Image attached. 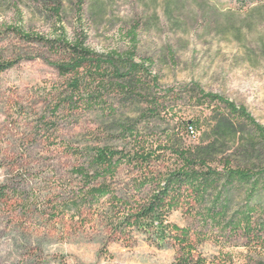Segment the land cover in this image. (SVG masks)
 Masks as SVG:
<instances>
[{
  "label": "rangeland",
  "instance_id": "rangeland-1",
  "mask_svg": "<svg viewBox=\"0 0 264 264\" xmlns=\"http://www.w3.org/2000/svg\"><path fill=\"white\" fill-rule=\"evenodd\" d=\"M78 6L95 52L135 50L136 62H153L140 77L143 97L121 94L110 85L100 107L71 108L61 101L73 76L60 75L47 59L66 56L25 40L14 29L50 36L63 24L72 35ZM17 58L0 73V184L18 186L23 199L0 209V264H173L174 249L149 243L141 232L134 231L131 245L109 238L100 213L106 203L93 214L81 209L86 216L81 220L71 205L64 215L54 213L51 205L68 195L58 182L69 190L78 182L73 168L103 146L131 152L141 146L160 154L146 170L119 167L111 180L121 191L142 174L180 166L178 149L213 148L211 164L218 168L223 160L232 166L244 163L242 146L253 128L201 91L245 106L264 126V0L244 6L235 0H0V62ZM91 70L80 71L81 93L90 94L95 85ZM148 94L157 105L145 115ZM121 124L133 133H123ZM261 160L257 165L264 163V151ZM254 204L256 218H264V187ZM191 218L180 208L170 214L181 226ZM199 249L212 255L219 245L206 240ZM225 250L233 252L236 264L248 257L243 247Z\"/></svg>",
  "mask_w": 264,
  "mask_h": 264
},
{
  "label": "trees",
  "instance_id": "trees-1",
  "mask_svg": "<svg viewBox=\"0 0 264 264\" xmlns=\"http://www.w3.org/2000/svg\"><path fill=\"white\" fill-rule=\"evenodd\" d=\"M82 1L79 0V4ZM235 1L244 6L250 0ZM55 10L59 13L58 8ZM80 11L78 6V24L72 35L63 24L50 36L14 30L25 40L41 42L51 52L66 56L60 61L47 59V62L60 75L73 76L68 84L69 91L61 100L69 107L78 108L81 104L100 107L105 102L103 91L110 85L121 94L143 97L140 77L150 71L153 62L150 59L136 62L135 50L95 52L87 43ZM55 17L61 21V14H55ZM18 61L19 58L0 62V73ZM87 67L92 68L89 78L95 83L90 94L81 93L83 87L79 79L80 71H84V75L88 73ZM106 76L115 80L106 81ZM154 85H157L156 78ZM201 92L205 99L223 103L230 113L243 118L253 128L254 133L242 146L246 156L244 163L232 166L228 160H223L218 168L211 164L213 148L197 152L178 149L175 152L181 160L180 166L163 174H142L127 190L121 191L112 186L111 180L119 167L127 165L146 170L151 160L160 154L146 151L141 146L133 152L97 147L93 156L73 168L78 179L75 185L67 190L68 184L58 182L68 195L52 202L54 213L64 215L71 205L81 220L86 217L80 215L81 209L93 214L98 211L96 206L106 203L100 213L107 220L109 238L131 245L136 241L134 231L141 232L149 243H166L172 247L173 264H236L233 252L225 250L236 247H243L248 255L242 264H264V218H256L259 208L254 204L255 197L264 187V163L257 165L255 162L261 160L264 151V126L248 113L245 106H237L216 93ZM145 98L149 105L144 114H153L157 98L150 94ZM59 106H55L56 111ZM189 123L195 125L193 120ZM120 127L123 133H133L128 125L121 124ZM19 189L18 186L0 184V209L13 200L23 199ZM179 208L192 217V222L181 226L170 220L172 210ZM206 240L219 245L217 253L206 255L199 249Z\"/></svg>",
  "mask_w": 264,
  "mask_h": 264
},
{
  "label": "built area",
  "instance_id": "built-area-1",
  "mask_svg": "<svg viewBox=\"0 0 264 264\" xmlns=\"http://www.w3.org/2000/svg\"><path fill=\"white\" fill-rule=\"evenodd\" d=\"M189 128H190L191 132H193V128H192V126H190Z\"/></svg>",
  "mask_w": 264,
  "mask_h": 264
}]
</instances>
